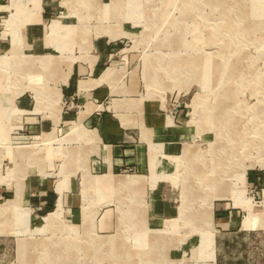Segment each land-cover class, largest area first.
<instances>
[{"label": "rangeland", "instance_id": "rangeland-1", "mask_svg": "<svg viewBox=\"0 0 264 264\" xmlns=\"http://www.w3.org/2000/svg\"><path fill=\"white\" fill-rule=\"evenodd\" d=\"M56 2L69 27L50 35V53L33 54L16 20L6 29L14 14L0 21V184L22 185L30 170L50 176L59 196L50 212L64 179L83 196L85 170L106 163L91 115L157 117L174 137L150 156L145 146L144 169L113 172L129 186L93 178L80 221L63 211L44 229L49 212L33 219L23 189L0 194V264H264V0ZM12 34L24 42L14 56ZM50 55L49 67L32 58ZM78 65L98 68L103 100L84 93L90 77L76 76ZM22 95L30 108L17 105ZM64 112L70 121L47 130L26 118ZM228 198L243 228L258 230L214 225V205Z\"/></svg>", "mask_w": 264, "mask_h": 264}, {"label": "crops", "instance_id": "crops-1", "mask_svg": "<svg viewBox=\"0 0 264 264\" xmlns=\"http://www.w3.org/2000/svg\"><path fill=\"white\" fill-rule=\"evenodd\" d=\"M30 0H0V21L3 18L13 17L7 20L6 29L10 30L11 23L16 20V23H19V26L25 30L26 34V44L30 47L33 54L50 53V46L55 44L50 35L57 34L61 28L64 26L69 27L64 20L63 16L58 15L59 6L57 5L56 0H37V3L34 4ZM23 3H25L23 5ZM17 28V32L19 33L20 28ZM13 33V32H12ZM21 35L18 34V37ZM18 37H15L12 34V40L15 42L14 51L8 55H16V46L20 44H24L23 41H18ZM17 40V41H16ZM4 43L0 41V45ZM101 45V44H99ZM5 56H1V58ZM18 58V57H17ZM41 59V63L49 67L50 60L53 56H43V57H32ZM20 61L22 58H18ZM55 59V58H54ZM95 59H101V55L97 54ZM53 60V59H52ZM76 76H86V78L90 79L86 80L84 93L87 96H93L95 100H103L105 97L106 90L100 88L97 84L96 78H91L97 75L98 68L90 66L78 65L75 68ZM72 72L66 74L69 77ZM61 76H63L61 74ZM65 77V76H64ZM62 85V91L64 92L62 95V102L64 101L65 95L70 92V86ZM38 94L42 92L41 89H36ZM35 90V93H37ZM17 105L20 108H30L31 101L27 96H20L16 100ZM38 103H40V99L38 98ZM56 103V102H55ZM61 104V102H59ZM4 104H0V108H3ZM51 106V105H50ZM58 113V116L54 115L50 116V118H44L43 116H27V122L30 124V127L34 130L38 128H42L47 130L54 126L57 123L69 122L70 115H64ZM61 115V116H60ZM62 117V119H61ZM121 121L117 120L113 115L102 114L101 116L91 115L89 117V123L96 125V129L99 130L100 139L102 146L100 147L101 155L104 154L105 164L103 167L98 165L97 163H93L90 165V170H85L86 174H84V179L82 182L83 188V196L86 194L87 190H93L95 187H99L94 183L93 178H98L101 181L105 179L108 181L107 184L103 187L111 188L113 183H116L118 187H127L130 184L129 180L124 179L123 177L120 179H114L117 177V174L114 175V171L118 168L125 166H132L136 168L138 171L144 169L145 165V146H147V155L150 152V149L153 148L154 143H159L161 146V142L165 140H171L174 136L167 135L165 133V128H162V121L157 117L151 116H139V117H121ZM153 118V119H152ZM162 131V132H161ZM171 131V130H170ZM176 131V130H175ZM93 132V131H92ZM151 132V133H150ZM95 133V132H94ZM162 133V135L160 134ZM176 134V132H174ZM45 136H48L45 133ZM147 139V141L145 140ZM150 141V142H149ZM150 144V146H149ZM159 145V144H158ZM172 147V146H170ZM169 147V148H170ZM176 147V146H174ZM152 151V149H151ZM23 154V151L19 152ZM176 152L171 151L166 155H173ZM150 156V153H149ZM101 158V157H100ZM103 159V158H102ZM69 164V163H68ZM166 170V169H165ZM34 170H30L22 185L18 186H8L6 183L0 184V194H5L7 189L20 188L23 189L24 194L28 198L27 204L31 206L32 212H34L35 216L33 219H38L39 214H44L45 212H49L44 216V229H50V223L46 225L47 219L50 218V214H57L58 219L64 215L73 221H80L83 218V200L84 197L76 192V184L72 179H65L58 182V184L64 187V192L62 193V204L58 203V206L55 210L50 212V208L56 205L58 201V193L56 192L57 184L53 180H50V176L40 177L37 172L33 173ZM37 171V170H36ZM90 172H96L98 175L92 174ZM104 174H103V173ZM102 173L103 175L99 174ZM138 182V181H137ZM136 182V183H137ZM134 183V182H131ZM110 185V186H109ZM116 188L112 187V190ZM13 192V191H12ZM18 199H21V192H18ZM228 202L225 200L223 202H216L214 205V209L212 210L214 218L213 223L215 226H218L224 233H250L251 231H256L258 228L250 226L249 228H243L244 218L240 217V214L237 210L239 206H235L232 198ZM15 205L19 204L20 201L13 200ZM160 205L161 203L158 202ZM64 207V209H63ZM161 205L158 207V212L161 211ZM36 212V213H35ZM165 221L159 219L158 225L164 223ZM149 225V222H148ZM235 231V232H233ZM243 262L240 260H232V261H224L223 264H242Z\"/></svg>", "mask_w": 264, "mask_h": 264}, {"label": "bare ground", "instance_id": "bare-ground-1", "mask_svg": "<svg viewBox=\"0 0 264 264\" xmlns=\"http://www.w3.org/2000/svg\"><path fill=\"white\" fill-rule=\"evenodd\" d=\"M84 211V210H83ZM58 215L57 214H50V218L47 219L46 221V225L49 224V223H52L54 220H59L58 219ZM55 245V244H54ZM118 256V255H117Z\"/></svg>", "mask_w": 264, "mask_h": 264}]
</instances>
